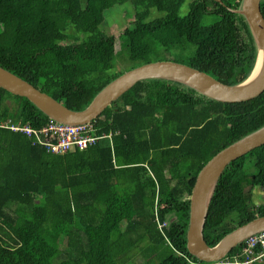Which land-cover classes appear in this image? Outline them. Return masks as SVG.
<instances>
[{
    "label": "trees",
    "instance_id": "obj_1",
    "mask_svg": "<svg viewBox=\"0 0 264 264\" xmlns=\"http://www.w3.org/2000/svg\"><path fill=\"white\" fill-rule=\"evenodd\" d=\"M185 1L0 0V66L73 110L158 60L231 85L247 79L258 47L238 11L243 0H193L182 15ZM127 3L134 12L117 44L101 25L107 10ZM138 83L93 120L113 138L84 149L53 153L0 127V264H225L188 249L191 194L214 155L264 126V93L230 103L170 79ZM0 120L38 127L52 119L0 86ZM258 190L264 194V145L220 177L205 226L210 246L264 215V199L253 203ZM171 213L177 218L161 229Z\"/></svg>",
    "mask_w": 264,
    "mask_h": 264
},
{
    "label": "water",
    "instance_id": "obj_2",
    "mask_svg": "<svg viewBox=\"0 0 264 264\" xmlns=\"http://www.w3.org/2000/svg\"><path fill=\"white\" fill-rule=\"evenodd\" d=\"M262 0H243L238 11L245 15L258 47L256 65L243 82L228 84L187 63L158 60L130 69L105 86L82 110H73L62 101L42 91L29 81L0 66V86L13 94L27 97L51 119L68 124L87 123L103 113L141 80L164 78L178 81L222 102H244L264 93V14ZM262 64L258 76L246 83ZM264 145V126L228 145L214 155L199 172L191 194L188 249L200 260L217 262L253 234L264 230V215L240 225L226 234L216 245L205 238V226L217 183L234 160Z\"/></svg>",
    "mask_w": 264,
    "mask_h": 264
},
{
    "label": "built area",
    "instance_id": "obj_3",
    "mask_svg": "<svg viewBox=\"0 0 264 264\" xmlns=\"http://www.w3.org/2000/svg\"><path fill=\"white\" fill-rule=\"evenodd\" d=\"M93 120L81 124H68L52 119L38 127L21 121L0 120V127L22 132L32 137L35 144L44 145L53 153H64L75 147L84 149L95 145L103 138H113V131L99 133ZM158 222L161 229L167 225L165 222ZM262 262H264V230L248 237L242 242V246L237 252L230 256L226 255L219 261V263L225 264H258Z\"/></svg>",
    "mask_w": 264,
    "mask_h": 264
},
{
    "label": "rangeland",
    "instance_id": "obj_4",
    "mask_svg": "<svg viewBox=\"0 0 264 264\" xmlns=\"http://www.w3.org/2000/svg\"><path fill=\"white\" fill-rule=\"evenodd\" d=\"M192 2H193V0H186L185 1V3L182 5L181 11H180L182 15H185L189 12ZM131 6H132L131 3H127L126 5H116L114 8L106 11V19H105L106 21L101 25V28L105 32H108V33L115 35L116 39H117V44H118L119 37H120L121 33L125 30L127 24L129 23V18H128L129 15H132L134 12V7L132 6L133 7L132 8ZM158 13H160V12H158L154 9V14L156 15ZM214 16L215 15H213V14H209L205 18V22L206 23L212 22V20L214 19ZM81 35H83V34H80V37H81ZM83 37H84V35H83ZM180 58L185 59V56L180 57ZM249 162H250V164H249L250 169L251 170L253 169V171H255L256 168H253L254 165H253L252 159L249 158ZM263 199H264L263 192L261 190H258L257 193L254 195L253 203H261ZM175 218H177V214H174V213L169 214L168 220L165 221V224L167 223V225H168V223ZM53 239L55 240V237Z\"/></svg>",
    "mask_w": 264,
    "mask_h": 264
},
{
    "label": "bare ground",
    "instance_id": "obj_5",
    "mask_svg": "<svg viewBox=\"0 0 264 264\" xmlns=\"http://www.w3.org/2000/svg\"><path fill=\"white\" fill-rule=\"evenodd\" d=\"M135 3V2H134ZM134 5V4H133ZM135 6V5H134ZM69 15V14H68ZM77 34V33H76ZM246 47V46H245ZM247 49V48H246ZM88 50V49H87ZM89 51V50H88ZM242 55V54H241ZM236 56V55H235ZM238 57V56H237ZM243 58V57H242ZM244 60V59H243ZM239 61V60H238ZM241 61V60H240ZM246 68V67H245ZM261 68H262V64L260 63L258 66H257V68H256V70H255V72H254V74H253V76L246 82V83H250V82H252L255 78H256V76H258V74L260 73V71H261ZM115 77V76H114ZM139 84V83H138ZM40 111V110H39ZM34 113H35V111H34ZM14 132V131H13ZM3 133V132H2ZM10 134V133H9ZM2 135V134H1ZM8 135V134H7ZM83 173V172H82ZM89 175V174H88Z\"/></svg>",
    "mask_w": 264,
    "mask_h": 264
}]
</instances>
